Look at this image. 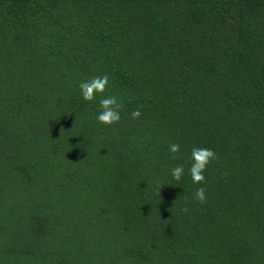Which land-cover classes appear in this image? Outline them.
<instances>
[{
  "label": "trees",
  "instance_id": "trees-1",
  "mask_svg": "<svg viewBox=\"0 0 264 264\" xmlns=\"http://www.w3.org/2000/svg\"><path fill=\"white\" fill-rule=\"evenodd\" d=\"M0 264H264V0H0Z\"/></svg>",
  "mask_w": 264,
  "mask_h": 264
},
{
  "label": "clouds",
  "instance_id": "clouds-1",
  "mask_svg": "<svg viewBox=\"0 0 264 264\" xmlns=\"http://www.w3.org/2000/svg\"><path fill=\"white\" fill-rule=\"evenodd\" d=\"M110 78L107 74L102 76L97 75L94 76L92 79L81 82L79 84V89L82 95V98L85 101H93L96 99L97 94H100L99 99V112L97 115V121L102 126L111 127L121 120V110L124 108V104L118 102V98L116 96H108L105 97L103 94L108 89ZM142 116V112L139 108L134 110L131 113L132 119H138ZM63 129H61V132ZM169 152L170 157L173 160L179 159L180 153V145L177 143H171L169 145ZM219 157L215 153L214 150L209 148H193L191 152V166L189 168V173L192 179L193 184L201 185L205 183V175L208 166L214 161L218 160ZM184 174V167L183 165H177L171 170V175L179 182L182 179ZM163 185L160 186V188ZM206 190L203 187H198L194 194L193 199L196 202L201 204L206 203ZM184 212H188L189 209L185 207L183 209Z\"/></svg>",
  "mask_w": 264,
  "mask_h": 264
}]
</instances>
